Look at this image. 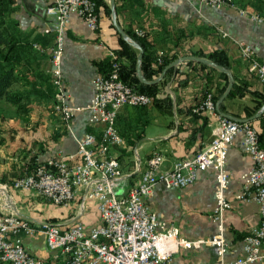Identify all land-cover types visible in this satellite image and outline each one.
<instances>
[{
    "label": "crops",
    "instance_id": "1",
    "mask_svg": "<svg viewBox=\"0 0 264 264\" xmlns=\"http://www.w3.org/2000/svg\"><path fill=\"white\" fill-rule=\"evenodd\" d=\"M12 1L2 19V29L13 42L17 71L27 85L26 91L52 104L55 87L50 58L56 33L54 20L44 12L50 0ZM104 2L111 11L109 0ZM115 10L117 23L124 32L127 29L145 32L147 61L156 56L153 69L160 65V54L164 59L173 56L180 59L198 57L192 53L207 56L215 50H224L229 57L234 83L241 86L244 95L227 97L220 111L249 122L259 134L264 133V85L250 72L248 63L240 55V45L247 44L253 47L260 60H264V23L240 15L238 8L215 9L196 0H115ZM98 19V29L92 31L82 18L72 14L65 29L61 69L66 102L84 108L74 114L71 130L52 108L50 113L57 117L53 115L54 120L49 124L47 121H0V216L18 215L34 227L49 222L61 229L81 225L90 231L100 224L97 202L86 200L82 203L85 188L78 189L75 200L62 207L51 204L36 190L13 186L15 180L27 174L31 158L37 157V161L43 163L64 156L74 165L79 161L78 142L82 137L92 134L98 142L101 139L104 126L93 124L86 109L94 94L92 80L102 74L98 64L108 60L109 52H117L121 46L111 12L108 14L101 6ZM136 53L138 56V51ZM188 62L170 69L158 83L157 97L165 100L164 104L118 109L115 128L123 144L111 148L110 154L118 159L124 175L117 189L120 195L138 185L153 155L163 156L158 173L170 171L176 162L193 158L204 150L217 134L219 118L224 117L217 109L219 100L214 112L196 113L194 108L205 100L208 90L217 96L225 82L217 70L212 72L201 68L198 65L201 63ZM252 168L253 161L244 152L243 136L239 135L229 147L226 160L229 176L226 196L232 202V207L222 216L224 237L229 245L224 256L226 261L243 254V238L260 222L259 206L255 201L236 199L242 190L243 175ZM215 188V172L207 170L198 172L195 181L185 188L168 189L158 183L145 201L160 221L177 226L181 237L208 239L218 233L217 224L211 218L216 203ZM22 237L30 255L45 260L46 264H64V256L49 250L42 232ZM173 263L219 264V257L215 248L207 245L180 248Z\"/></svg>",
    "mask_w": 264,
    "mask_h": 264
},
{
    "label": "built area",
    "instance_id": "2",
    "mask_svg": "<svg viewBox=\"0 0 264 264\" xmlns=\"http://www.w3.org/2000/svg\"><path fill=\"white\" fill-rule=\"evenodd\" d=\"M209 6L234 7L235 0H198ZM253 21L264 22V15L249 13ZM72 14L82 18L90 30L98 28L97 5L92 0H50L45 15L54 20L55 44L51 49L52 83L56 89V112L67 127L75 113L84 108L67 104L62 77L61 60L64 52L65 29ZM136 35L143 36L141 31ZM240 55L249 65V70L264 85V60H260L249 46L240 45ZM110 71L92 80L93 98L87 106L93 124H102L99 142L92 134H86L78 142L79 161L70 165L69 158L49 159L46 165L37 166L33 174L15 180L13 186L21 190H36L51 204L67 207L80 188H85L83 202L95 200L100 215V224L90 231L81 225L61 229L52 223L34 227L18 215L0 216V250L6 264H46L45 260L30 255L23 244V235L42 232L49 250L59 252L76 251L85 256V264H174L173 257L180 248H215L219 264H264V147L258 131L249 123H240L220 117L218 131L211 143L193 158L176 162L171 171L158 173L163 161L161 154L153 155L148 169L138 185L127 194L120 195L118 187L123 172L118 159L110 154L111 148L123 144L115 128L116 114L122 106L145 107L153 98L134 92L120 79V64L114 52H110ZM163 54L158 57L162 64ZM216 103L211 93L194 112H214ZM243 136V149L253 161V168L243 175L239 201H255L259 206V225L243 238V254L235 260L226 261L229 245L224 237L223 213L232 207L226 196L229 176L226 160L229 147L235 138ZM212 170L216 175V203L211 218L216 222L218 233L208 239L188 240L180 236L177 226L160 221L146 205L158 183L166 188H185L192 184L198 172Z\"/></svg>",
    "mask_w": 264,
    "mask_h": 264
},
{
    "label": "trees",
    "instance_id": "3",
    "mask_svg": "<svg viewBox=\"0 0 264 264\" xmlns=\"http://www.w3.org/2000/svg\"><path fill=\"white\" fill-rule=\"evenodd\" d=\"M97 5V12L101 6L107 9L108 14H110V9L108 5L104 2V0H92ZM12 0H0V117L1 119H5V109L1 107L2 103L10 104L16 107V111H19L21 108L25 107L24 102L28 101L31 97V92L26 90L16 89L15 86L19 84L21 81L20 73L17 71V62L15 58L16 54H13V42L7 38L2 29L3 17L7 14V9L12 5ZM130 38L135 40L143 49V59H142V71L145 78L148 81H153L156 77H158L165 68L176 60V56L171 58L166 57L162 64L158 66L157 69L152 68V63L156 62V56L151 59V61H147V45L145 44V38H139L135 35L132 29H127L125 32ZM119 41L121 49L117 51L118 61L121 65L120 70V78L121 80L127 84L134 92L145 94L153 98L152 105H162L165 100L159 99L157 96L159 94V85L158 84H143L139 81L136 75V66H137V53L136 51L119 35ZM194 56L198 57H207L211 61L215 62L219 66L230 70L229 57L224 50H215L208 54L207 56L203 53H192ZM126 61V64L124 63ZM188 64H193V62H188ZM203 69H208L212 72H216L215 69L206 66L204 64H198ZM111 62L110 60H106L98 64V68L100 73L103 75L107 74L110 70ZM171 69L170 71H172ZM169 71V72H170ZM221 78L224 80L225 85L220 90L217 96L210 90L207 93H212L215 102H217L222 95L224 94L227 86H228V77L224 73H219ZM244 95L243 89L240 85L234 83L232 90L228 96V98H234L238 96ZM206 96V95H205ZM263 101L259 103L261 105ZM196 107V106H195ZM222 108V107H221ZM223 109V108H222ZM260 143L264 147V133H260ZM37 157L31 158L28 162L26 171L27 174L20 177H26L36 170L37 166H39V162L37 161ZM2 182L5 180L1 179ZM5 263V262H4Z\"/></svg>",
    "mask_w": 264,
    "mask_h": 264
},
{
    "label": "rangeland",
    "instance_id": "4",
    "mask_svg": "<svg viewBox=\"0 0 264 264\" xmlns=\"http://www.w3.org/2000/svg\"><path fill=\"white\" fill-rule=\"evenodd\" d=\"M197 2L199 3H202L201 1H198L196 0ZM236 3L234 4L235 8H238L239 10H246L247 12H251V13H256V14H261V15H264V0H235ZM202 4H205V3H202ZM207 5V4H205ZM209 6V5H207ZM212 7V6H210ZM226 7V6H225ZM212 8H215V7H212ZM222 8V7H220ZM46 9V8H45ZM45 9H44V12H45ZM215 9H219V8H215ZM238 10V11H239ZM240 15L242 16H246L250 19H252L251 17H249L248 15H243L242 13L239 12ZM253 21V19H252ZM256 22V21H254ZM259 23V22H257ZM264 23V22H262ZM55 24V23H54ZM98 26H99V19H98ZM98 29V28H97ZM94 30V31H97ZM93 31V30H92ZM137 31H141L143 33V36H139V35H136ZM134 33L137 37L139 38H145L146 37V34L144 31L140 30V29H136L134 30ZM247 45V44H245ZM250 46V45H249ZM252 47V46H251ZM253 48V47H252ZM110 52H113V51H110ZM109 52V54H110ZM137 52V51H136ZM115 55L117 56V61H118V55L116 52H114ZM51 60V58H50ZM109 60L111 62V57L109 56ZM163 61H164V57H163ZM119 63V61H118ZM163 63V62H162ZM120 64V63H119ZM120 70H121V65H120ZM110 71V70H109ZM99 75H103V74H99ZM98 76V75H97ZM96 77V76H95ZM94 77V78H95ZM121 79V78H120ZM123 82V81H122ZM124 83V82H123ZM127 85V84H126ZM54 86V85H53ZM27 87L26 84H24L22 81L19 82L18 85L15 86L16 89H20V90H25V88ZM55 92H56V89H55ZM137 93V92H136ZM211 93V92H210ZM140 94V93H139ZM208 94V93H207ZM206 94V95H207ZM212 94V93H211ZM145 95V94H144ZM213 96V95H212ZM206 97V96H205ZM214 99V98H213ZM215 101V100H214ZM153 102V101H152ZM58 102L56 101L55 97H54V100H53V103L50 104L48 103V101L46 99H43V98H40L38 96H35V95H32L31 94V97L28 101H25L24 102V106L23 108H21L19 111H16V107L10 105V104H7V103H2L1 104V107H3L5 109V119H1L0 117V121L1 122H16V121H21V122H32V121H41L42 123H44L45 121H47V123L49 124L51 121H53V115H55L57 117V115H59L57 113L54 114V113H50L51 112V108L52 110H54V112L56 113V109H55V106ZM216 103V102H215ZM152 104V103H151ZM202 104V103H201ZM200 104H198L196 107H198ZM195 107V108H196ZM194 108V109H195ZM62 118V117H61ZM225 118V117H223ZM230 120V119H229ZM72 121V120H71ZM233 121V120H232ZM63 122H65L63 120ZM237 122V121H236ZM240 123H249V122H240ZM66 124V123H65ZM250 124V123H249ZM251 125V124H250ZM67 126V125H66ZM252 126V125H251ZM68 128V127H67ZM69 129L71 130V128L69 127ZM259 133V132H258ZM123 139V138H122ZM48 161V160H47ZM47 161L43 162V163H40L39 165H46L47 164ZM171 171V170H170ZM167 172V171H166ZM2 262V261H1ZM0 264H6L4 262L0 263Z\"/></svg>",
    "mask_w": 264,
    "mask_h": 264
},
{
    "label": "water",
    "instance_id": "5",
    "mask_svg": "<svg viewBox=\"0 0 264 264\" xmlns=\"http://www.w3.org/2000/svg\"><path fill=\"white\" fill-rule=\"evenodd\" d=\"M110 2V8H111V17H112V22L114 24V26L117 29V32L120 34V36L134 49H136L138 51V56H137V66H136V72H137V77L139 79V81L143 84H158L159 82H161V80L164 78V76L166 75V73L173 68H176L178 65H180L181 63L184 62H188V61H194V62H198L201 64H204L206 66H209L215 70H217L220 73H224L227 75L228 77V86L224 92V94L222 95V97L219 99L218 103H217V109L218 111L227 119L233 120V121H237V122H245L243 120H239L233 116H230L228 114H224L220 111V105L221 103L228 97V95L230 94L233 84H234V78L232 76V73L230 72L229 69L223 68L221 66H219L218 64H216L215 62L206 59V58H201V57H183L180 59H177L175 61H173L172 63H170L165 70L161 73V75L153 81H148L142 71V59H143V49L141 48V46L132 38H130L118 25L117 23V16H116V10H115V0H109ZM262 111H264V107L262 109Z\"/></svg>",
    "mask_w": 264,
    "mask_h": 264
},
{
    "label": "bare ground",
    "instance_id": "6",
    "mask_svg": "<svg viewBox=\"0 0 264 264\" xmlns=\"http://www.w3.org/2000/svg\"><path fill=\"white\" fill-rule=\"evenodd\" d=\"M64 256V264H70L71 260L77 259V252L76 251H65L63 253ZM0 261L5 262L6 260H2V253L0 250ZM78 264H85V256H78Z\"/></svg>",
    "mask_w": 264,
    "mask_h": 264
}]
</instances>
